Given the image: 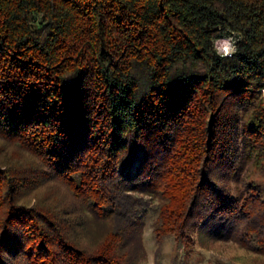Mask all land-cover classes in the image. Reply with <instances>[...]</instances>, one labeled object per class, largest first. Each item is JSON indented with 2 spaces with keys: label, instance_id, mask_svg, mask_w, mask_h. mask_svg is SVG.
Wrapping results in <instances>:
<instances>
[{
  "label": "trees",
  "instance_id": "1",
  "mask_svg": "<svg viewBox=\"0 0 264 264\" xmlns=\"http://www.w3.org/2000/svg\"><path fill=\"white\" fill-rule=\"evenodd\" d=\"M263 90L264 0H0V264H128L145 196L159 242L209 218L264 255ZM50 179L94 244L28 201Z\"/></svg>",
  "mask_w": 264,
  "mask_h": 264
},
{
  "label": "rangeland",
  "instance_id": "2",
  "mask_svg": "<svg viewBox=\"0 0 264 264\" xmlns=\"http://www.w3.org/2000/svg\"><path fill=\"white\" fill-rule=\"evenodd\" d=\"M236 35L233 33L217 39L230 37L236 43ZM2 143L0 140V161L10 158L9 163L16 161V158L12 157L13 148L8 145L4 147ZM254 177L264 185L262 174H255ZM232 186L234 194H237L235 181H232ZM145 198L148 204L135 226L137 233L126 236L122 243L121 250L128 254V264H264L263 254L252 246H242L231 234L222 237L220 230L215 232L213 221L209 218L193 230L194 245L191 247H186L175 235H167L159 242L155 233L159 199L150 196ZM27 199L32 204L39 202L53 206V203H56L57 207L60 206L63 210L65 208L64 211L70 212L77 225L79 240L82 243L94 244L97 229L93 216L83 209L77 200L71 198L64 185L54 179L46 180L40 183L39 188L31 192Z\"/></svg>",
  "mask_w": 264,
  "mask_h": 264
},
{
  "label": "clouds",
  "instance_id": "3",
  "mask_svg": "<svg viewBox=\"0 0 264 264\" xmlns=\"http://www.w3.org/2000/svg\"><path fill=\"white\" fill-rule=\"evenodd\" d=\"M212 46L216 55L222 59L235 55L238 50L235 41L230 37L216 39L212 42Z\"/></svg>",
  "mask_w": 264,
  "mask_h": 264
},
{
  "label": "built area",
  "instance_id": "4",
  "mask_svg": "<svg viewBox=\"0 0 264 264\" xmlns=\"http://www.w3.org/2000/svg\"><path fill=\"white\" fill-rule=\"evenodd\" d=\"M232 38H233V37H232ZM233 39H234V38H233ZM238 40H239V36L236 35V46H237Z\"/></svg>",
  "mask_w": 264,
  "mask_h": 264
}]
</instances>
